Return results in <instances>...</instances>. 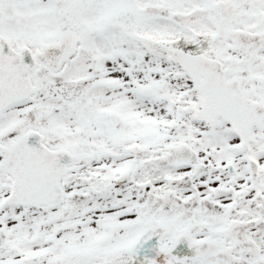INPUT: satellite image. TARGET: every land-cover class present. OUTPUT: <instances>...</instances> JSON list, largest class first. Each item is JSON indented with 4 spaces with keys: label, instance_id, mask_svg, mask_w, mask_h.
<instances>
[{
    "label": "snow or ice",
    "instance_id": "1",
    "mask_svg": "<svg viewBox=\"0 0 264 264\" xmlns=\"http://www.w3.org/2000/svg\"><path fill=\"white\" fill-rule=\"evenodd\" d=\"M0 264H264V0H0Z\"/></svg>",
    "mask_w": 264,
    "mask_h": 264
}]
</instances>
